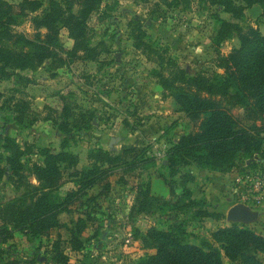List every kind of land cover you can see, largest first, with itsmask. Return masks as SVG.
Wrapping results in <instances>:
<instances>
[{
    "label": "rangeland",
    "instance_id": "374dc122",
    "mask_svg": "<svg viewBox=\"0 0 264 264\" xmlns=\"http://www.w3.org/2000/svg\"><path fill=\"white\" fill-rule=\"evenodd\" d=\"M5 1L18 5L23 0ZM50 1L43 0L40 12L12 28L13 33L30 40L38 33L45 36L47 31L36 29L34 20L43 16ZM77 11L75 7L73 12ZM223 22L237 25L244 32L256 29L264 35L259 5L247 8L238 17L211 0H103L88 22L90 47L97 48L99 54L95 60L87 59L82 52L75 57L59 53L66 61L64 67L55 69L47 61L36 70L15 71L10 79H0V157L8 155L5 138L14 140L23 153L20 176L7 173L0 180V203L14 196L20 177L38 186L34 166L43 165L45 150L55 155L64 150L77 156L80 171L90 166L89 156L98 150L119 154L134 163L115 171L80 197L70 213L59 216L60 227L48 238H31L0 217V228L12 232V239L0 242L2 261L26 264L35 260L44 264L58 254L67 259V264H138L141 258L156 253L147 247L148 231L166 230L170 225L168 217L155 207L158 205H153L156 202L141 211V192L148 182L154 198L175 200L187 180L195 199L205 200L212 206L210 212L224 216L222 220L190 223L189 244L212 241L213 232L233 224L226 218L234 205L226 200L232 197V188L237 192L234 203L245 205L253 214L260 213L252 223L236 224L247 225L264 237V203L249 200L248 205L242 201L243 192L253 184L248 175L264 173V164L255 169L249 167V160H242L228 173H217L230 176L225 189L222 182L215 181L218 177L214 172L188 167L172 177L161 166L167 164L168 152L182 137L198 130L175 103L165 83L181 80V73L186 79L198 74H224L218 68L219 57L238 49L240 40L237 34L219 39ZM141 34L145 35L142 40ZM59 39L65 50L74 49L66 28H60ZM24 103L36 120L33 125L13 121L18 116L14 110ZM64 110L71 114L68 120L63 118ZM87 112L94 117L86 130L81 115ZM234 114L244 115V110L236 109ZM65 123L71 130L68 134L62 130ZM80 124L85 130L74 127ZM258 158L264 162V143ZM63 172L66 184L59 194L65 198L79 187L71 177L72 170ZM107 184L110 187L104 190ZM80 219L85 222V232L75 244L72 232ZM57 241L60 248L54 252ZM259 258L264 260V255ZM223 262L233 264L226 257Z\"/></svg>",
    "mask_w": 264,
    "mask_h": 264
},
{
    "label": "trees",
    "instance_id": "16d2710c",
    "mask_svg": "<svg viewBox=\"0 0 264 264\" xmlns=\"http://www.w3.org/2000/svg\"><path fill=\"white\" fill-rule=\"evenodd\" d=\"M102 2L50 1L43 16H37L34 20L35 28L45 29L47 34L42 36L38 33L30 40L24 35L14 34L12 28L19 27L30 14L40 12L43 0H23L18 5L0 0V79H10L15 71L36 70L47 61L55 69L64 67L66 61L60 56L61 53L75 57L82 52L87 59L95 60L99 54L97 48L90 47L88 22ZM211 2L238 17L243 16L247 8L259 5L264 17V0ZM75 7L78 9L76 14L73 12ZM61 27L68 30L74 41L71 51L65 50L60 43ZM233 34H237L240 46L229 55L219 57L218 68L224 71L223 75L198 74L186 79L181 73V80L165 83L182 112L198 125L195 133L182 137L168 152L167 164L161 165L162 169L171 172L172 177L177 176L180 169L188 167L224 174L242 160H249V167L255 169L264 164L258 158L264 143V35L256 29L244 32L237 25L223 22L219 39L224 41ZM141 35L140 40L145 38L144 34ZM236 109L244 110V115L234 114ZM14 111L18 116L13 121L18 124L36 123L26 103ZM70 115L64 110V120H68ZM93 117L91 112L81 115L86 130L91 127ZM68 125L65 123L62 127L66 134L71 131ZM82 126L74 127L83 131L85 128ZM4 142L8 155L0 157V180L7 173L19 177L23 169V153L19 146L10 138H5ZM43 157V165L34 166L38 186L20 177L14 196L0 203L1 220L35 239L50 237L60 227L59 216L70 213L80 197L104 183L115 171L134 165L121 155L104 150L92 152L89 156L90 166L81 171L77 168L78 157L64 150L57 155L45 150ZM65 170L73 171L71 177L77 180L79 189L62 198L59 192L66 184ZM184 183L180 196L175 200L154 198L150 182L143 187V199L139 203L141 211L156 204L158 206L155 207L168 217L170 225L166 230L148 231L147 247L156 253L141 258L138 264H224L223 257L233 264H264V260L259 258L264 255V237L244 224L233 223L217 229L211 235L212 241L204 239L199 245L187 242L190 223L206 219L222 220L224 216L210 212L212 206L205 200L195 199L193 191L187 187L189 181L185 180ZM109 187L107 184L104 190ZM151 202L156 203L151 205ZM84 224L83 220L78 221L76 230L72 232V243H79L85 232ZM9 239H12V232L8 228H0V242L5 244ZM60 243L56 242L54 252L60 248ZM0 262L16 264L4 262L1 257ZM26 264L37 263L31 260ZM44 264H67V259L55 254Z\"/></svg>",
    "mask_w": 264,
    "mask_h": 264
},
{
    "label": "built area",
    "instance_id": "2783aa9c",
    "mask_svg": "<svg viewBox=\"0 0 264 264\" xmlns=\"http://www.w3.org/2000/svg\"><path fill=\"white\" fill-rule=\"evenodd\" d=\"M251 184V189H249L247 192H243V202L247 203V201L252 200L253 202H257L258 205H261L264 203V173H256L255 175H248V177Z\"/></svg>",
    "mask_w": 264,
    "mask_h": 264
},
{
    "label": "water",
    "instance_id": "95a60500",
    "mask_svg": "<svg viewBox=\"0 0 264 264\" xmlns=\"http://www.w3.org/2000/svg\"><path fill=\"white\" fill-rule=\"evenodd\" d=\"M257 218L256 214H253L248 207L243 204L233 206L227 215V219L233 223H250Z\"/></svg>",
    "mask_w": 264,
    "mask_h": 264
},
{
    "label": "crops",
    "instance_id": "0c3cea01",
    "mask_svg": "<svg viewBox=\"0 0 264 264\" xmlns=\"http://www.w3.org/2000/svg\"><path fill=\"white\" fill-rule=\"evenodd\" d=\"M211 175H213V174H211ZM214 175H217V176H214V177H218V179L217 180H215V181H218L219 180V183L221 184V182L223 183V185H222V189H225V188H227V187H229V186H224L225 185V183H230L231 182V180H230V176H228V175H225V176H221V175H219V174H217V173H214ZM219 175V176H218ZM208 176V175H207ZM209 177H210V175H209ZM220 177V178H219ZM195 180H196V178H194ZM198 179V178H197ZM214 179V178H213ZM221 180V181H220ZM210 184L209 183H207V186H209ZM153 186H155V185H153ZM211 186V185H210ZM240 186V185H239ZM205 190V189H204ZM224 192V191H223ZM205 193H207V191H205ZM219 193H222V192H219ZM201 196H204V194L202 193L201 194ZM232 197L231 198H227L226 200H227V202L228 203H232V204H234L233 206H235V205H238V204H236V203H234L235 201V199L237 200V192H236V190L235 189H233L232 188V195H231ZM239 196V195H238ZM248 205H250L249 203H247ZM232 206V207H233ZM231 207V208H232ZM231 208H229L228 209V211L227 212H229V210L231 209ZM251 212H252V210H250ZM228 214V213H227ZM260 217V213L257 215V218H259ZM226 218H227V216H226ZM209 220V219H208ZM227 221H229L228 219H227ZM230 222V221H229ZM237 223V222H236ZM252 223V222H251Z\"/></svg>",
    "mask_w": 264,
    "mask_h": 264
}]
</instances>
